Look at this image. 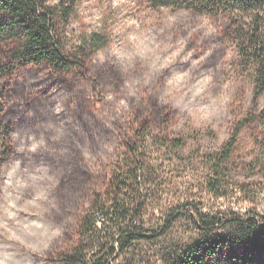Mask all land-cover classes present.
Masks as SVG:
<instances>
[{
	"label": "rangeland",
	"instance_id": "374dc122",
	"mask_svg": "<svg viewBox=\"0 0 264 264\" xmlns=\"http://www.w3.org/2000/svg\"><path fill=\"white\" fill-rule=\"evenodd\" d=\"M58 0H48L50 6ZM74 11L66 25L59 27L63 53L82 66L65 73L47 66L16 67L1 84L2 123L8 129L10 156L0 166V226L4 225L3 177L14 159L23 161L22 167H35L45 161L54 169H62L63 185L71 193L61 200L60 216L68 217L61 237L40 242L39 251L30 253L16 247L27 264H59L58 258L76 240L83 216L90 210L93 199L103 195L112 176L126 166L127 149L134 143H144L147 158L155 163V185L148 193L143 209L155 215L159 225L164 215L195 207L204 214L248 211L264 216V94L257 110L250 106L252 86L237 70L234 44L228 21L209 18L211 27L201 25V15L170 8H152L147 0H75ZM187 13V15H185ZM175 17V23L169 18ZM208 18V17H207ZM99 35L104 47L86 51L84 40ZM154 35L161 43L177 45L184 41V52L197 51L189 61L174 62L163 72L153 73L149 65L153 54ZM133 53L131 61H116L111 46ZM174 49H168L164 58ZM182 53L181 55H183ZM135 66L134 76L123 69ZM187 71V80L169 85L177 72ZM151 77L149 93L135 103L128 97L125 80ZM203 81V83H202ZM193 103L188 109L178 108L175 101L181 95ZM171 96H165V93ZM129 100L133 111L121 115L115 111V101L106 97ZM164 96L167 102H161ZM253 117L236 138L235 146L222 176L224 189L210 195L204 188L210 157L219 155L232 137L239 121ZM64 135L54 141L58 130ZM138 129L143 140L137 139ZM17 139H13V134ZM43 139L54 152L16 153L19 139ZM5 137L0 134V147ZM3 142V144H4ZM181 144L178 149L171 145ZM109 149H111L109 151ZM143 149V148H142ZM21 219L36 220L32 210L20 212ZM9 224L12 221L8 222ZM218 235V234H217ZM222 236L221 233H219ZM5 230L0 227V237ZM169 240L187 242L196 238L192 227L182 219L167 235ZM0 244H8L0 238ZM147 252L148 247H142ZM232 250L216 256V264H233Z\"/></svg>",
	"mask_w": 264,
	"mask_h": 264
},
{
	"label": "trees",
	"instance_id": "16d2710c",
	"mask_svg": "<svg viewBox=\"0 0 264 264\" xmlns=\"http://www.w3.org/2000/svg\"><path fill=\"white\" fill-rule=\"evenodd\" d=\"M74 1L58 0L50 6L48 0H0V134L5 137L0 147V166L11 154L8 129L2 123L3 79L16 67L47 66L65 73L82 66L63 53L59 37V27L66 25L73 14ZM147 1L155 9L225 18L237 70L250 82V106L257 110L264 94V0ZM83 46L94 52L104 47V41L99 35H90ZM260 120L264 123V110ZM253 121V117L239 121L219 155L210 157L203 185L210 195L217 196L224 189L223 171L236 138ZM134 130L137 139L143 140L141 132ZM171 146L178 149L181 144ZM145 150L141 142L128 147L126 166L113 174L103 195L94 197L79 224L76 240L58 258L59 264H216V256L229 249L233 264H264V216L255 212L209 215L187 206L167 213L159 225H154L155 215L143 209L147 191L156 184L155 163L147 158ZM182 219L192 227L196 238L186 243L169 240V231ZM145 246L147 252L142 248Z\"/></svg>",
	"mask_w": 264,
	"mask_h": 264
},
{
	"label": "clouds",
	"instance_id": "9594fccd",
	"mask_svg": "<svg viewBox=\"0 0 264 264\" xmlns=\"http://www.w3.org/2000/svg\"><path fill=\"white\" fill-rule=\"evenodd\" d=\"M187 15V13H185ZM171 23H175V17L169 18ZM201 25L211 27V21L207 17H201ZM153 46L148 50L153 54V61L149 65L153 73L163 72L174 62L183 64L189 61V58L197 51L193 48L188 52H184V41L181 40L177 45L172 43H161L154 35ZM111 55L116 58V61H131L133 53L122 51L117 45L111 46ZM168 49H174L170 54L164 58V53ZM184 53L183 55H181ZM134 76L135 66L128 64L127 69H123ZM190 73L187 71L177 72L168 80L169 85H176L178 82L185 81L189 78ZM150 76H142L140 78H133L130 82L125 80L124 86L128 89L127 96L134 97L135 103H139L141 97L149 94L144 91L151 85ZM203 83V81H202ZM192 95L185 100V95H181L175 104L178 108L188 109L193 103L192 97L200 88H196L195 92L192 89L188 90ZM165 96H171V93H165ZM106 99L109 102L115 101V111L121 115L133 111V105L129 100L124 98H117L114 94H109ZM161 102H167L164 96L159 97ZM64 135L63 130H58L57 135L52 137L54 141H58ZM16 134H13V139H17ZM50 150L43 139H36L30 137L27 141L23 138L19 139V143L15 146L16 153H37L39 150ZM111 149H109L110 151ZM23 161L21 159H14L11 166L8 168L3 177V214L5 222L3 226L5 236L0 237L6 239L8 244H0V264H27V261L22 257L16 247L12 245L18 244L21 240L23 243L21 247L30 253L39 251L40 242L31 237H44L48 241L55 240L61 237L67 226V222H71L68 217H61L57 222V217L60 216L61 200L71 193V189L63 185L64 176L67 174L62 169H54L53 166L45 161L35 167H22ZM33 211L37 216L36 220L21 219L20 212ZM12 221L11 224L8 222Z\"/></svg>",
	"mask_w": 264,
	"mask_h": 264
}]
</instances>
